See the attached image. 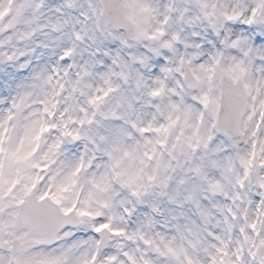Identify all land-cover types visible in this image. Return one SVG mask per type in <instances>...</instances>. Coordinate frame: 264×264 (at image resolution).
<instances>
[{
	"label": "clouds",
	"instance_id": "1",
	"mask_svg": "<svg viewBox=\"0 0 264 264\" xmlns=\"http://www.w3.org/2000/svg\"><path fill=\"white\" fill-rule=\"evenodd\" d=\"M0 264H264V0H0Z\"/></svg>",
	"mask_w": 264,
	"mask_h": 264
}]
</instances>
